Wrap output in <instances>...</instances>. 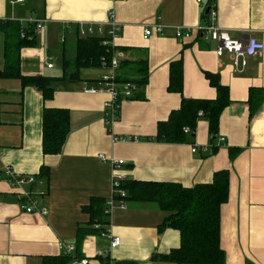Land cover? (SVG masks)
<instances>
[{"label": "crops", "instance_id": "obj_1", "mask_svg": "<svg viewBox=\"0 0 264 264\" xmlns=\"http://www.w3.org/2000/svg\"><path fill=\"white\" fill-rule=\"evenodd\" d=\"M13 1L0 0V21L25 27L31 25L26 21L29 18L46 20L35 45L20 52L22 75L57 80L53 97L44 100L38 87L23 88L19 79L0 77V264H58L51 259L66 255L62 244L76 246L69 264L85 259L89 264H101L98 257L109 250L110 240L92 233L77 248L78 228L89 222L83 207L94 197L109 200L113 194L112 166L100 160L99 154L125 161L122 169L127 181L193 187L211 183L219 171H229V200L221 207L224 264H264V50L237 69L229 56L218 58L217 43L202 35L178 40L176 27L207 24L208 0ZM213 6L218 13L216 25L232 39L252 37L264 44V0H215ZM109 11L115 12V21L122 27L113 41L120 64L117 79L134 78L139 61L147 60L149 69L148 84L122 101L118 120L110 128L105 121V102L110 95L87 92L108 71L99 66L71 76L77 43L86 38L79 36L80 24L102 25L108 32ZM155 23L165 26L163 34L145 38L144 27ZM180 58L182 94L168 89L170 64ZM124 61L136 67H122ZM50 63L52 68H48ZM4 65L5 33L0 31V70ZM207 72L219 76L231 99L220 117L214 144L202 112L196 131L189 132L193 138L188 144L155 141L158 123L180 108L183 97H217ZM123 84L118 83L119 87ZM252 89L257 94L254 100L258 96L261 100L255 112L250 104ZM45 109L70 111L71 131L59 155L43 153ZM193 146L197 147L195 153ZM7 167L36 178L22 190L34 192L39 208L47 214L22 210L17 191L5 176ZM43 168L48 174L42 177ZM117 202L125 209L111 212L107 229L122 243L111 251L110 259L175 264L152 261L155 254L180 247L177 230L158 231L169 214L153 203Z\"/></svg>", "mask_w": 264, "mask_h": 264}, {"label": "trees", "instance_id": "obj_2", "mask_svg": "<svg viewBox=\"0 0 264 264\" xmlns=\"http://www.w3.org/2000/svg\"><path fill=\"white\" fill-rule=\"evenodd\" d=\"M215 0H208L207 8L215 9ZM209 19V14L204 15ZM0 31L5 33V65L0 70V77L5 79H19L23 88L28 86L38 87L44 100H49L55 92L54 84L57 79L40 76H24L20 70V52L24 47L35 45L37 35L35 26L23 27L18 22L0 21ZM107 37L92 36L79 39L77 43V57L72 63L74 73L87 68L101 67V60H110L113 55L112 47L103 44ZM128 61L121 66H136ZM135 77L124 80L117 79L118 83H133L136 90L140 91L148 84V61H139ZM68 63H65L67 68ZM206 78L217 91L214 100L182 98L181 106L173 110L166 121L159 122L155 141L169 144H188L192 134L185 133L188 128L191 133L196 131L199 113L209 124V133L214 144L219 132L220 117L230 105L229 88L224 86L219 76L207 72ZM183 62L182 58L171 62L169 74V91L183 93ZM259 92V91H256ZM255 90L250 91L251 110L255 112L260 108L261 100H254ZM134 97V96H133ZM118 120V118H117ZM71 131V115L67 109H45L43 111V142L42 148L45 155H59L63 152ZM151 139V140H153ZM149 141V139H148ZM214 147V145L212 146ZM235 153L231 150V155ZM41 176L48 174V169L41 170ZM230 175L229 171L222 170L214 175L209 184H198L193 187H184L179 183L154 182V181H127L122 185L126 197H115L116 201H132L138 203H153L169 216L159 226V233L167 229H174L180 233V247L171 250L168 254H155L152 261H162L175 264H224L225 252L221 247V207L229 200ZM107 199L94 197L83 207V212L89 215L86 227L78 228L77 248L90 234L101 235L110 225L111 214L107 212ZM100 225V228H95ZM74 257L62 255L51 259L58 264H69ZM101 264H137L133 261H112L110 257H98ZM47 262V261H46ZM47 264V263H45Z\"/></svg>", "mask_w": 264, "mask_h": 264}, {"label": "built area", "instance_id": "obj_3", "mask_svg": "<svg viewBox=\"0 0 264 264\" xmlns=\"http://www.w3.org/2000/svg\"><path fill=\"white\" fill-rule=\"evenodd\" d=\"M25 0H14L13 3H23ZM126 1V0H123ZM198 3H201V0H198ZM109 21L107 25L109 26V31L105 32L103 30L102 25L88 24L79 26V36L80 37H90V36H99V37H107L108 40L103 41V44L106 46H111L113 55L110 60L103 58L101 60V67L108 71L107 74L103 75L97 82L94 87H91L87 90L90 94H97L106 92L110 95L109 100L105 102L106 109V125L110 128L120 113V106L123 100L129 99L133 96L134 91L136 90V86L133 83H124L121 87H119L117 83V74L116 72L119 69V59L118 53L116 52V47L113 45V41L119 37L122 27L115 21V12H108ZM218 18V13L216 9H211L209 12V19L206 25H199L195 28H183L176 27L175 36L178 40L185 41L190 39L194 34H199L205 37L206 40H212L217 43L215 53L218 58H222L224 56H229L233 61V65L235 68H239L240 66H245L247 59L259 57L263 50L264 44L258 42L256 39L252 37L241 38V39H232L225 29L216 25V21ZM27 23L35 26V34H40L43 30L44 24L46 20L42 19H33L29 18L26 20ZM165 26L161 23H155L152 25H147L144 27V37H151L153 35H161L163 34ZM53 64H48V68H52ZM201 115V113H200ZM185 133H189L190 130L188 128L184 129ZM117 138H114V141H117ZM221 142H225V138L221 139ZM224 144V143H222ZM197 147H192V152H196ZM99 159L104 163H110L112 166V188L113 194L111 199L107 201V206L109 209L108 213L116 208L125 209L124 204L117 205V201L115 197H121L124 199L126 197V191L122 189V185L127 181V174L123 171V166L125 165V161L123 160H114L108 159L104 154L98 155ZM5 176L10 181L11 187L17 191L18 198L21 203V208L23 211L27 213H39L42 215L47 214L45 209L39 208V198L32 191H23V187L27 185H32L36 182V178L32 175H21L7 167L5 169ZM95 228L99 229L100 225H95ZM102 237L110 240V248L107 251L100 253L101 257H108L111 254V251L121 246V238L112 235L110 230H106L102 232ZM67 255H71L75 252V245H63ZM72 264H89V260H81L76 261Z\"/></svg>", "mask_w": 264, "mask_h": 264}, {"label": "water", "instance_id": "obj_4", "mask_svg": "<svg viewBox=\"0 0 264 264\" xmlns=\"http://www.w3.org/2000/svg\"><path fill=\"white\" fill-rule=\"evenodd\" d=\"M210 10H211V8H208V9H207V14L210 12Z\"/></svg>", "mask_w": 264, "mask_h": 264}]
</instances>
